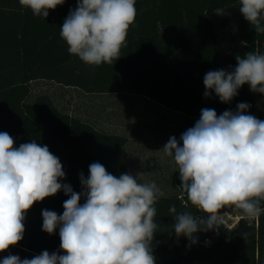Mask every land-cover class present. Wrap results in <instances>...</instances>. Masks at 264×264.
<instances>
[{
  "label": "trees",
  "instance_id": "1",
  "mask_svg": "<svg viewBox=\"0 0 264 264\" xmlns=\"http://www.w3.org/2000/svg\"><path fill=\"white\" fill-rule=\"evenodd\" d=\"M236 2L136 0V20L121 57L113 64L93 66L69 54L60 37V27L77 0H65L49 11L46 20L22 8L19 0H0V132L9 133L16 147L32 140L47 145L62 163L65 178L60 182L81 193L80 174L87 178L93 162L117 177L130 173L123 156L129 139L62 111L45 95L28 101L34 80H53L87 93L143 94L194 117H200L204 108L214 109L217 115L235 112L237 104L244 102L251 105L247 114L264 120V95L253 93L247 84L229 103H221L214 91L204 96L207 72L231 71L237 65L236 56L250 51L264 54V34H256L241 13L233 37L240 46L227 56L220 53L211 12ZM179 177L178 171L174 182L179 192L164 195L155 205L154 220L159 225L152 244L155 264H264V213L253 222L242 216L235 227L199 232L198 243L191 246L186 237H176L170 227L174 224L170 206L177 213L200 214L179 188ZM68 198L61 190L34 203L26 213L24 237L16 246L34 256L44 250L63 254L59 229L52 235L42 230V211L62 214ZM80 202H85L83 196Z\"/></svg>",
  "mask_w": 264,
  "mask_h": 264
},
{
  "label": "clouds",
  "instance_id": "2",
  "mask_svg": "<svg viewBox=\"0 0 264 264\" xmlns=\"http://www.w3.org/2000/svg\"><path fill=\"white\" fill-rule=\"evenodd\" d=\"M64 3L19 0L22 8L45 20ZM135 5L136 0H77L60 27L69 54L87 65L113 64L127 46ZM239 10L256 34H264V0H239ZM236 61L231 71L205 74L206 98L214 91L221 103H229L245 84L264 95V54L250 51ZM250 107L241 102L235 112L220 115L204 108L179 141L172 136L161 149L178 166L179 188L200 213L169 208L174 218L170 227L189 246L198 243L197 233L218 232L229 223L233 208L247 217L264 213V120L247 114ZM88 171L87 178L80 174L82 192L77 193L60 182L65 178L62 163L47 145L32 140L16 147L9 133L0 132V252L22 241L26 213L34 203L61 190L69 197L62 214L42 211V230L52 235L59 229L63 254L44 250L31 259L9 254L0 264H155V205L163 191L155 182H140V173L117 177L99 162Z\"/></svg>",
  "mask_w": 264,
  "mask_h": 264
},
{
  "label": "rangeland",
  "instance_id": "3",
  "mask_svg": "<svg viewBox=\"0 0 264 264\" xmlns=\"http://www.w3.org/2000/svg\"><path fill=\"white\" fill-rule=\"evenodd\" d=\"M240 13L239 2L211 12V18L214 21L219 36L220 53L224 56L229 55L240 46V43L233 40V37L237 34ZM41 95L47 96L62 111L80 117L106 133L124 134L128 138H134V136L140 133L146 134V131L143 129L140 132L136 124L142 121L143 123L145 121H150V123L157 121L158 117L152 113L153 111L147 112L148 117H150L149 119L145 116L146 114L144 113L150 109L149 105H152L154 108H160L158 109L159 112L167 116L169 115L167 109L165 111L160 106L161 104H157L159 102L147 100L146 96L138 93H87L80 88L65 86L53 80H34L31 82V93L27 100L34 101ZM150 114L154 115L155 118ZM163 118L166 119L167 117L164 116ZM196 121L193 123V126ZM186 123L187 126L192 124L191 120H187ZM134 142L136 141L129 140L123 148V156L130 173L133 175L140 173L142 179L139 176L138 179L142 183L155 182L164 195L177 193L174 177L178 172V166L175 164L173 158L166 166L161 160L160 162L156 161L157 158L163 156L162 150H160L162 147H150L151 144L142 146V144H138L139 142H136L137 144ZM229 214L231 220L225 225L231 228L235 227L239 219L244 216L240 210L234 208L230 210ZM245 217L250 222H253L257 218ZM9 254L19 255L21 259H31L34 256L32 251L27 250L25 247L19 248L15 245L5 252H0V260Z\"/></svg>",
  "mask_w": 264,
  "mask_h": 264
},
{
  "label": "crops",
  "instance_id": "4",
  "mask_svg": "<svg viewBox=\"0 0 264 264\" xmlns=\"http://www.w3.org/2000/svg\"><path fill=\"white\" fill-rule=\"evenodd\" d=\"M143 95V94H142ZM146 96V95H144ZM147 100H154L149 98L148 96H146ZM156 101V100H154ZM158 102V101H156ZM157 104H161L160 106H162V108L166 111V109L169 112V115H165L162 114L161 112H159L158 109L160 108H154L152 105H149L150 109L148 111H146L144 114H146L145 116L148 117V113L147 112H151L156 114V116L158 117L157 121L154 122H144L143 121L139 124H136V127L138 129H140L139 131L142 132V129L144 131H146L145 133H140L137 136H134V138L129 137L128 139L131 140H135L136 142H139L138 144L142 146H146V145H150V147H154V146H160L163 148V146L168 142L169 138L172 136H175L177 138V140L179 141L180 136L183 132H185L187 130V128H191L193 127V123L195 122V120H199L200 117H194V116H189L187 114H185L184 112L180 111V110H175L172 108L167 107L166 105L162 104V103H157ZM147 110V109H146ZM158 113V115H157ZM161 113V114H160ZM151 115V114H150ZM149 115V116H150ZM155 118L154 115H151ZM167 117L166 119H164L163 117ZM150 117H148L149 119ZM191 120V125L187 126V120ZM164 120V121H163ZM128 137V136H127ZM136 137V138H135ZM128 140V142H129ZM136 142H134L135 144H137ZM161 148V149H162ZM160 149V150H161ZM163 156L161 158H157V162H163V164L167 166V164L172 160L171 157L166 156L163 151H162ZM124 155V154H123ZM177 193L179 192V189L177 188Z\"/></svg>",
  "mask_w": 264,
  "mask_h": 264
},
{
  "label": "water",
  "instance_id": "5",
  "mask_svg": "<svg viewBox=\"0 0 264 264\" xmlns=\"http://www.w3.org/2000/svg\"><path fill=\"white\" fill-rule=\"evenodd\" d=\"M258 225V224H257Z\"/></svg>",
  "mask_w": 264,
  "mask_h": 264
}]
</instances>
